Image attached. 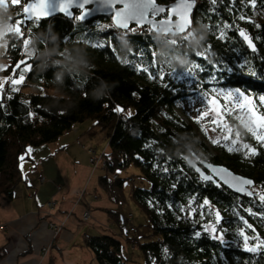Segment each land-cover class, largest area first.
I'll list each match as a JSON object with an SVG mask.
<instances>
[{"label":"trees","instance_id":"trees-1","mask_svg":"<svg viewBox=\"0 0 264 264\" xmlns=\"http://www.w3.org/2000/svg\"><path fill=\"white\" fill-rule=\"evenodd\" d=\"M27 2L0 0V42L7 40L9 58L0 74L12 82L23 70L25 86L58 94L15 90L11 83L0 88V197L12 200L26 183L22 163L30 149L91 120L110 131L108 164L98 181L109 200L127 201L119 170L134 167L149 183L133 186L129 194L148 228L141 238L140 231L127 235L142 252L143 264H264V249L245 250L240 235L243 229L264 240V201L202 181L186 163L190 157L224 165L253 180L257 194H264V144L235 124L255 154L213 145L179 107L190 96L212 93L211 88L264 97V0H197L192 26L181 36L156 35L150 27L120 31L107 16L85 22L56 16L25 21L17 30ZM117 106L123 111H115ZM214 210L221 217L216 227L223 241L205 229L216 223ZM85 244L98 264L127 262L115 237L88 235Z\"/></svg>","mask_w":264,"mask_h":264},{"label":"crops","instance_id":"crops-1","mask_svg":"<svg viewBox=\"0 0 264 264\" xmlns=\"http://www.w3.org/2000/svg\"><path fill=\"white\" fill-rule=\"evenodd\" d=\"M89 123L33 148L31 155L29 150V160L22 163L26 183L16 188L12 200L0 197V226H4L0 229V264H98L85 244L88 235L115 237L129 250V241L121 236L123 208L100 188L98 181L105 173L92 168L87 152L93 147L106 156L109 146L103 147L100 128ZM39 173L45 178L42 184ZM51 200L56 203L54 208L47 206ZM86 210L91 216L84 221ZM110 212L116 214L115 219ZM52 225L63 228L54 234Z\"/></svg>","mask_w":264,"mask_h":264},{"label":"snow or ice","instance_id":"snow-or-ice-1","mask_svg":"<svg viewBox=\"0 0 264 264\" xmlns=\"http://www.w3.org/2000/svg\"><path fill=\"white\" fill-rule=\"evenodd\" d=\"M18 0H12V3H17ZM89 2V0H79V8L80 12L74 16V19L79 21L82 20L85 13L88 9L85 5ZM215 2V0H213ZM251 3H254L255 0H250ZM74 3V0H59L57 10L65 13L66 15L72 16L73 13L71 11V7ZM116 5H119L117 7ZM193 5V0H176L175 3H172L169 6L158 5L156 0H112V21L118 27L122 28H129V24L133 21L134 24L139 26L142 24H148L152 27H155L157 24L164 25L167 27L173 21V17H175L176 26L180 30H185L186 27L190 24L189 16H190V9ZM50 5L48 0H28L27 3L24 4L22 11L24 16L22 19H18L16 21L17 30L21 29L19 25L25 23L26 20H33L38 22L40 18L45 17L49 14L48 9ZM167 12L166 16H162L159 20L156 19L158 14H163ZM244 19V17H240ZM224 27L226 28L227 25L225 24ZM131 30L135 31L134 28H130ZM23 35V32H21ZM240 35L244 38L245 41L249 43V46L252 47L250 38L244 33V31L240 30ZM26 42V40H25ZM95 46V45H94ZM98 46H103L98 45ZM199 55V54H198ZM136 70L140 71L141 66L139 64L136 65ZM143 71L145 73L149 72L148 68H144ZM20 80H23V70L21 71V75L19 80H13V84L19 83ZM210 82V81H209ZM2 88V85H0ZM208 91V90H206ZM210 91L215 92V88H211ZM236 93H239L237 96L233 93V91H224L223 89L219 90V94L231 105L240 109V111L244 112L250 121V128L249 133L255 137V139L260 142L264 143V112H258L256 110V106L253 104L252 98L248 97L245 93L241 92L239 89L235 90ZM259 100L262 104H264V97H259ZM207 104L211 106L213 112H219L221 110L218 99L217 98H208ZM2 107V105H0ZM115 111L122 112L123 109L120 106L115 108ZM31 115V113H29ZM205 113H200V116H204ZM200 117H195L194 119H199ZM227 139V137L225 138ZM213 143H217V141H213ZM245 148H249L253 154H255V149H251V146L244 145ZM232 149L229 148V151ZM247 154V153H246ZM22 159V157H21ZM165 164L168 163L167 160L164 161ZM157 167V165H153ZM208 173L206 174L204 171L201 170L200 167H196L194 171L198 173L202 181L211 182L220 186L222 183L223 185H227L229 188H232L235 191L240 192L243 195H247L249 197L253 195H258L261 201H264V194H257L252 192L248 187L253 182L250 179L239 177L231 173L228 169L222 167H216L211 163L205 165ZM164 171H168L165 167ZM174 186V185H173ZM192 204V200H189V205ZM203 204L207 205L208 200L205 199ZM251 212V209H248ZM216 219L220 220L219 212L216 213ZM195 236H199L200 232L194 233ZM240 235L243 237L244 244L243 247L245 250L248 251H256L255 247L249 248L247 243L248 237L244 235V230L240 231ZM220 241L223 240V236L217 237ZM261 244H264V240L260 241Z\"/></svg>","mask_w":264,"mask_h":264},{"label":"rangeland","instance_id":"rangeland-1","mask_svg":"<svg viewBox=\"0 0 264 264\" xmlns=\"http://www.w3.org/2000/svg\"><path fill=\"white\" fill-rule=\"evenodd\" d=\"M140 30H142V29L135 28V31H140ZM6 55H7V40H5L4 42H0V69H4L9 65V58H7ZM15 80H19V78L15 79ZM7 83L8 84L11 83L13 85V86L12 85L11 86L15 90H20V91H24V92H33V93H42V94L47 93V94H51V95H57L58 94V92H56V91H43L41 89H36V88L25 86L24 85V76H23V80H20L19 83L13 84L12 82H10L9 77H7L6 75L0 74V85H2V87H4ZM235 90H237V89H232L231 91H233V93L238 96L239 93H236ZM227 91H229V90H226V92ZM241 92H243V91H241ZM247 96L252 98L253 104L256 106V110L258 112H261L259 107L264 108V104H262L260 102L259 98H256L252 95H247ZM210 97L218 99V102H219V105L221 108V110L219 112H213L211 109V106L207 104V99ZM179 107L188 116V118L190 120H192L202 132H204V134L207 136L208 141L211 144L223 146V147H226L227 149H229V148L241 149L244 152H246L247 154L253 153L249 148L244 147V145H247V144L241 139V137H240V135L236 129V126H235V124L236 125L241 124L249 131L250 121H249L248 116L244 112L240 111V109L229 104L219 94V91H215V92H212L209 94H204V93L195 94L193 96L188 97L187 99H185L183 101H180ZM202 112L205 113L204 116H200V113H202ZM198 116L200 117L199 119H194L195 117H198ZM230 118L232 119L234 125L232 124ZM89 122H91V120H87L84 123H80L78 125L90 124ZM99 131H100V133H102V136L104 138L103 144H102L103 147L104 146L106 147V145L109 146L110 131L107 129H101V128L99 129ZM226 137H227V139H225ZM214 140L217 141V143H213ZM99 147H101V146H99ZM35 149H33V148L30 149L31 150L30 155L32 154L31 152ZM101 150H102V148H99L98 151H101ZM104 157H105V155H104ZM117 173L119 174L120 178L126 179L124 191H125L127 201L118 204L123 208V212H124V214L123 213L120 214V216L122 218H124L123 220L121 218V221L124 222V228H123V230H121V229L120 230L123 231L121 233V236L124 237V239L126 241L127 237H128L127 236L128 235V227H127L126 220H127V214L129 212H132L134 215V223L136 224V227L140 226V228L137 227L141 232L140 236H142V235L144 236L147 234L148 228L146 226H144L142 214L140 213L139 209L130 201L129 194H130L133 186L148 188L149 183L147 181H145L144 179L138 177V170L134 167H131L127 170H119V171H117ZM129 177H131V179ZM38 178H39V182L42 184V181L40 180L39 175H38ZM252 191L257 193L258 189H256V187H253ZM52 201L53 200H51L50 202H52ZM86 211L90 212V210H86ZM84 213H83V215H84ZM216 213L217 212L214 210L215 218H216ZM90 216H91V214H90ZM82 218H83V216H82ZM83 220H84V218H83ZM84 221H87V220H84ZM218 222H219V220L216 219L215 224L211 223V224L206 225V227H205L206 231L214 239H218L217 237H220L222 235V233L219 232L217 230V227H216V224ZM60 226H62V225H60ZM51 228L54 231V234H57L60 232V231L56 232L53 228V225L51 226ZM124 229H125L126 233H124ZM244 235H246L248 237L247 243L249 245V248H252V247L256 248L255 252L251 251L252 253H258L264 249V244L260 243L261 240L258 238V236H254L252 234H249L247 231L244 232ZM241 238L243 240L242 236H241ZM147 239L149 240L150 238H147ZM223 240H224V238H223ZM129 247H130L129 250H127L126 248L124 249V245L122 248V254L125 257V259L127 260L126 264H143V254L140 251V249H138V247H136L134 244H132L131 241H129ZM44 249H45V247L42 250L44 251Z\"/></svg>","mask_w":264,"mask_h":264},{"label":"water","instance_id":"water-1","mask_svg":"<svg viewBox=\"0 0 264 264\" xmlns=\"http://www.w3.org/2000/svg\"><path fill=\"white\" fill-rule=\"evenodd\" d=\"M49 2V9H48V12L49 14L45 17H42L40 18V20H43V19H51L53 17H56V16H64L66 18H69V19H72L74 17V11H79L80 12V8H79V0H74V3L71 7V11L73 13L72 16H69V15H66L65 13L57 10V6H58V3H59V0H48ZM176 0L172 3H175ZM156 3L158 5H162V4H159L156 0ZM172 3L170 4H167V5H163V6H169L171 5ZM196 5H197V0H193V5L191 6V9H190V16H189V21H190V24L186 27L185 30H180L177 26H176V21H175V17H173V21L170 25H168L167 27H165L164 25H161V24H157L155 27H152L151 25H148V24H142V25H135L134 21L132 23L129 24V28L131 26H137V27H150V29L156 34V35H163V36H181V35H184L186 34L189 29L191 28L192 26V21H193V13L195 11V8H196ZM117 7H119V5H116ZM85 7L88 9V11L85 13L84 17L82 20H79L80 22H85L87 20H90L92 18H95V17H98V16H107V17H110L112 18V0H89V2L85 5ZM167 12L163 13V14H158L156 19L159 20L160 17H162L163 15H165ZM27 22H30L32 20H26ZM112 21V19H111ZM113 23V21H112ZM113 26L120 30V31H127L129 30V28H122V27H118L115 23H113ZM241 36V35H240ZM248 36V35H247ZM249 37V36H248ZM241 38L244 40V38L241 36ZM250 38V37H249ZM251 40V39H250ZM245 41V40H244ZM246 45L249 47V49L254 52L256 50V47L255 45L253 44V42L251 41V44H252V47L249 46V43L247 41H245ZM186 163L187 165L191 168V169H195L196 167H200L202 171H204L206 174L208 173V170L206 169L205 165L208 164V162H203V161H199L198 163L195 162L194 160H192L190 157H187L186 158ZM212 164V163H211ZM214 166L216 167H222V168H226L228 169L231 173H233L234 175L236 176H239V177H243V176H240L238 174H235L234 172H232L229 168H227L226 166L224 165H216V164H213ZM196 173V172H195ZM198 174V173H196ZM199 176V175H198ZM200 177V176H199ZM245 178V177H243ZM249 179V178H247ZM251 180V179H250ZM253 183L249 186H246L248 187L251 191H252V188L254 187V181L251 180ZM216 185V184H215ZM223 185L222 183L220 184V186ZM225 186L229 191H231L232 193H234L235 195L237 196H240V197H243V196H247V195H243L241 194L240 192L238 191H235L233 190L232 188H229L227 185H223Z\"/></svg>","mask_w":264,"mask_h":264},{"label":"built area","instance_id":"built-area-1","mask_svg":"<svg viewBox=\"0 0 264 264\" xmlns=\"http://www.w3.org/2000/svg\"><path fill=\"white\" fill-rule=\"evenodd\" d=\"M87 152L89 154L90 165L92 166L93 169L100 168L101 170H106V167H107V164H108V160H107L106 157H104V154L97 153V151L94 148H92V147L88 148ZM39 177H40V180L43 183L45 181V178H44L43 174L39 173ZM113 177L115 178L116 176H113ZM55 205H56L55 201H52V202L49 203L48 206L50 208H54ZM83 218H84V220H88L90 218V212L86 211L84 213V215H83ZM126 223H127V227H128V232L129 233L136 234L138 232L137 227H136V225L134 223V215H133L132 212H129L127 214ZM53 228H54V230L56 232H58V231L62 230L63 226L53 225ZM0 229H4V226H0ZM44 251L47 252L48 248H45Z\"/></svg>","mask_w":264,"mask_h":264}]
</instances>
